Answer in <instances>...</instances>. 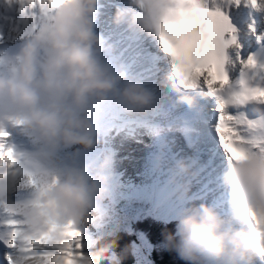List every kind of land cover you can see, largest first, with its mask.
<instances>
[{"label": "clouds", "instance_id": "clouds-1", "mask_svg": "<svg viewBox=\"0 0 264 264\" xmlns=\"http://www.w3.org/2000/svg\"><path fill=\"white\" fill-rule=\"evenodd\" d=\"M50 19L42 21L22 40L19 51L0 55V125L20 122L22 130L40 145L44 159L55 161L62 147H75L74 155L103 142L97 123L104 105H114L126 117L160 119L166 103L177 110H206L207 93L184 89L174 79L168 88L134 74L125 63L114 64L105 53L116 47L99 28L105 0H55ZM201 0H197V5ZM191 5L184 0H121L114 6L111 23L145 35L158 33L164 23H174ZM249 116L264 120V105H249ZM253 137L264 138V127L252 129ZM190 152L176 150L174 139L162 138L157 168L170 173L171 196L181 201L174 221L181 256L205 264H264V237L252 213L264 210V153L254 150L245 156L236 153L222 173L231 216L213 203L196 199L194 189L202 176L195 145ZM180 153L170 159L169 151ZM117 159L107 153L96 164H73L65 169H48L28 176L25 187L33 194L14 199L20 190L19 178L0 165V209H10L23 222L25 234L38 237L66 227L78 230L94 223L98 202L111 194ZM102 241V242H101ZM118 246L114 232H106L97 246L81 255L84 264H122L113 255Z\"/></svg>", "mask_w": 264, "mask_h": 264}, {"label": "snow or ice", "instance_id": "snow-or-ice-1", "mask_svg": "<svg viewBox=\"0 0 264 264\" xmlns=\"http://www.w3.org/2000/svg\"><path fill=\"white\" fill-rule=\"evenodd\" d=\"M184 2L191 7L182 10L176 22L162 24L153 36L114 27L107 10L117 3H105L99 28L116 47L105 58L125 63L148 83L165 87L169 96L175 95L168 88L173 79L184 89L207 93L205 111L177 110L166 103L160 119L169 125L168 131H182L187 144L195 145L202 170L195 198L207 200L211 195V203L231 216L222 173L235 162L236 153H264V138L252 135V129L264 127V120L249 116V105H264V0H201L199 6L197 0ZM55 7V0H0V46L6 32L10 41H21L50 19ZM7 135L0 131V165L13 169L17 161L3 142ZM174 201L181 206V201ZM252 219L264 237V210L254 211ZM22 224L14 212L2 209L3 264H84V238L78 230L66 227L34 237L25 234Z\"/></svg>", "mask_w": 264, "mask_h": 264}, {"label": "trees", "instance_id": "trees-1", "mask_svg": "<svg viewBox=\"0 0 264 264\" xmlns=\"http://www.w3.org/2000/svg\"><path fill=\"white\" fill-rule=\"evenodd\" d=\"M97 211L100 212L98 209ZM119 212L118 216H121ZM99 218L100 213L97 222L100 221ZM119 218V223L111 225L107 231L115 233L118 246L113 250V255L121 256L122 264H139L138 255L145 257L149 264H205L203 261L183 258L178 249L179 237L171 242L167 239L170 233H176L175 225H166L149 211L141 217H132V220L129 217ZM102 237L96 239L95 244L88 249L97 246Z\"/></svg>", "mask_w": 264, "mask_h": 264}, {"label": "bare ground", "instance_id": "bare-ground-1", "mask_svg": "<svg viewBox=\"0 0 264 264\" xmlns=\"http://www.w3.org/2000/svg\"><path fill=\"white\" fill-rule=\"evenodd\" d=\"M106 3H119L121 2V0H105ZM110 15H112L113 11H114V7L111 8V9H108L107 10ZM105 19H107V17H105ZM103 30V29H102ZM7 32H6V39L7 40ZM9 40V39H8ZM119 111V109H117ZM120 112V111H119ZM123 117H126L123 115ZM124 118L120 123V126H118V129H119V133L121 132H125L126 134H128V142L130 143V145L134 146L135 147V150H138L139 147L141 148H144V150L142 149V151L146 152V154L149 153V151H153L155 152L156 151V154H155V159L157 158V155L159 153V150H160V144H161V139L162 138H168V139H174L175 142H176V150L177 149H181L180 146H178V143H182L181 142V139H180V136L177 137V139H175V137L172 135V131H167L165 130L164 128V122L161 123L160 125V129H162V131H160L159 134H157V132H152L148 129H145L144 127H140V126H132L128 129L127 126H123V124H125L124 122ZM11 127H13L12 124H9ZM153 128H156L154 125H153ZM17 129H20L21 131V134L20 136H17V133H18V130ZM131 133L133 134L131 136ZM153 135V136H152ZM159 139H157V137H159ZM13 137V140L12 139H5V144L8 148H11L13 150V153H14V157L17 158V157H23L25 156V152L23 153H17L19 151H22L24 149H26V152L27 151H31L32 148L34 147V142L37 141L32 135L28 134L27 132L23 131L22 130V127L20 126V122L17 121V125H16V132L14 133L13 136H10V138ZM32 140L34 141L32 143ZM122 140V139H121ZM8 141V142H7ZM115 142H117V146H119L118 149H111L112 152H114L117 156L118 154V151L121 147V145H119V140L117 141L116 139H114ZM113 145V144H112ZM116 146V143H115V146L114 147H117ZM123 147V146H122ZM178 151V150H177ZM184 151L187 152V149L184 148ZM191 151V150H190ZM138 153V151L136 152V154ZM176 153L174 150H170L169 151V156ZM135 154V156H136ZM132 157L133 160L135 161H132L131 163H129L128 161H123L125 159H122V161L120 162V164H124L125 168L123 169H119L117 167V169L121 170V175L124 177V178H128L132 175L133 176H136V178H138V176H143L145 175V171L143 170V163L142 161H137L138 158L137 157ZM118 157V156H117ZM151 161H149L150 163ZM6 166V165H5ZM152 167L155 168V165H153ZM132 169V174L129 173V171ZM10 174H13L14 172L18 173L19 171H12V170H9ZM20 180V179H19ZM21 183V188L20 190L15 194L14 196V199L16 200H23V199H26L28 197H30L32 194H33V189H29L28 187H25L23 186L24 184L20 181ZM153 187V186H152ZM196 188L199 190V185L197 184ZM151 189V188H150ZM172 191V190H170ZM26 192V193H25ZM25 193V195H24ZM195 193V192H194ZM163 194H166V190L163 191ZM167 197V195H166ZM213 197L210 195L207 199L208 202H211V199ZM166 200V198H165ZM164 199H161L159 197L158 199V203L159 201H161V203L163 201H165ZM175 204V201L173 203H171L168 207H172L173 205ZM160 207H163L162 204H159ZM0 212H2V209H0ZM3 246L0 245V250H2Z\"/></svg>", "mask_w": 264, "mask_h": 264}, {"label": "rangeland", "instance_id": "rangeland-1", "mask_svg": "<svg viewBox=\"0 0 264 264\" xmlns=\"http://www.w3.org/2000/svg\"><path fill=\"white\" fill-rule=\"evenodd\" d=\"M118 132H119L118 126L115 127V131L114 132H112V130L110 131V134L103 140V142H104L103 149H108L109 146L112 145V144H113V146H115V143H116V146H117V142H115L114 139H116L117 141L119 140V142H118L119 145H121L120 142H124V141L126 142L127 141L126 139H123L122 135H121V137H118V138L113 137L110 140V138L112 137V133H117L118 134ZM9 139L13 140V137H11ZM33 142L34 141L32 140V143ZM37 147H38V151L33 153L34 155L31 156L29 158V160H28V165L30 166L29 170H27L26 167H25V169L23 168L22 162H23L24 156L15 158L16 161H17L16 165L14 166L13 169H9V170H12V171H19L18 173L14 172L12 175H14L17 178H19L20 181L23 184H24L25 179L28 176L39 177V175L41 173H43L45 170H48V169L55 168V169H65L66 170L68 167L72 166L73 164H79V163H80V165L89 164L90 161H91V156H94V155L88 153L89 151H81V152H83L82 156L83 157H87L89 159V163L88 162L85 163V159L77 160V158H74V157H78V156H72L75 153L74 149H70V148L66 149V148L62 147L61 149L58 150L59 153H56L55 161L53 162V161L46 160L41 155H39V152H40L39 143L37 144ZM114 148L118 149L119 146L114 147ZM142 149L144 150V148L139 147L138 150H135V147L130 145V143L127 141L123 145V147L120 148V152H121V150H122V152H121V154L118 153V155H120L118 157H121V159H125L123 161H128L129 163H131L132 161H134L132 159V157L135 156L137 151L141 152ZM177 150H179V149H177ZM17 151H18L17 153L25 152V154L27 152H31V151H27L26 152V149H24L22 151H19V150H17ZM111 152H112V150H111ZM112 153H114V152H112ZM114 155H116V154L114 153ZM139 156H140V154H139ZM101 160L96 161V163H99ZM122 165L124 166V164H122V163L119 164L118 168L122 169ZM123 168H125V166ZM23 169L26 171V176H23L24 175L23 174ZM28 188L31 189L30 187H28ZM197 191H198V189L195 188L194 192H197ZM171 192L172 191H169L167 193L169 195L166 197V200L161 203L162 205L166 204V207H168L171 203L174 202V199L171 196ZM25 193H24V195H25ZM98 205L104 211L107 210V211H105L106 213L102 212V217H101V221H103V223L105 224L106 228H107L108 225L114 223L115 221H118V216L115 213L116 202L114 201V199L112 197L111 198H106L105 200L98 202ZM97 232H98V234L100 233L99 228L95 229V233H97ZM98 234L97 235L96 234L95 235L94 234L93 235H85V236L90 238V239L95 240V237L98 236ZM94 244L95 243H89L88 242V246H93ZM138 261H139V264H149L148 260L145 257H143L142 255H138Z\"/></svg>", "mask_w": 264, "mask_h": 264}]
</instances>
